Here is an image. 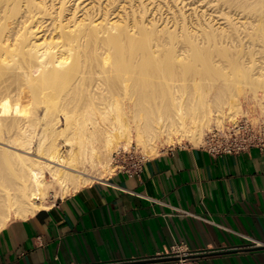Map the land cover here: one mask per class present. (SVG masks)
Returning a JSON list of instances; mask_svg holds the SVG:
<instances>
[{
  "label": "bare ground",
  "instance_id": "6f19581e",
  "mask_svg": "<svg viewBox=\"0 0 264 264\" xmlns=\"http://www.w3.org/2000/svg\"><path fill=\"white\" fill-rule=\"evenodd\" d=\"M86 1L0 0V230L113 174L115 155L136 150L149 158L163 147L197 144L206 131L240 116L264 120V68L254 74L239 66L234 80L183 84L173 69L151 63L159 47L176 49L182 39L199 47L223 44L230 35L236 57L251 54L246 50L257 37L264 46V0H230V14L241 17L224 11L230 33L218 36L209 24L210 31L201 29L199 18L190 31L179 3L171 9L183 20L180 33L160 32L150 22L147 28L140 18L133 19L136 31L128 17L96 20L97 0ZM79 2H86L81 17ZM179 51L172 55L180 58Z\"/></svg>",
  "mask_w": 264,
  "mask_h": 264
},
{
  "label": "crops",
  "instance_id": "0c3cea01",
  "mask_svg": "<svg viewBox=\"0 0 264 264\" xmlns=\"http://www.w3.org/2000/svg\"><path fill=\"white\" fill-rule=\"evenodd\" d=\"M264 151L213 157L175 146L137 175L117 170L0 230V264H264ZM160 259L159 261H150Z\"/></svg>",
  "mask_w": 264,
  "mask_h": 264
},
{
  "label": "rangeland",
  "instance_id": "374dc122",
  "mask_svg": "<svg viewBox=\"0 0 264 264\" xmlns=\"http://www.w3.org/2000/svg\"><path fill=\"white\" fill-rule=\"evenodd\" d=\"M88 1H90V0H88ZM88 1H86V2H88ZM201 1L200 0H97L96 5H95V12L93 14L94 15L93 18L97 20L98 17H104L105 16L108 20L114 21L115 19L124 20V18L128 17V20L131 23V27L133 26V19H139L140 18V20L144 24H148L147 28H152V26H150L148 23V22H150V23H153L154 27L157 30H159L160 32H162L161 31L162 29L163 30H165V29H167V30L176 29V31L178 32L179 29L183 28V22L181 24L182 19H180V17L175 16V14L173 13V10L171 9V6L173 4L179 3L178 6H179V8H181V10L184 11V14L186 16L184 21H186V23L188 22L187 27L190 26L189 27V28H191L190 31H192L193 28H195L197 26V24L201 22L200 25H202V27L198 24L201 29L204 27V29H207V31H208L209 28H207V27H210V26H211V28L213 27V29L218 28V30H216L217 31L216 34L218 33L217 36L220 35L219 31H222V30L228 31L230 33V27H229L230 23L228 21L230 19V17L228 19L227 15L229 14L228 16H232V19L234 17L235 21H239V18H238V20H236V19H237V17H241V15L234 16V15L230 14V0H222L223 4L221 2L219 3V1H221V0H219V1H217V0H205V2L203 0H201ZM57 2H58V0H55L54 3L56 4ZM85 3H81V4H80V2L78 3L79 6L77 7V11H76L77 17H81L80 16L82 13L81 9L85 6ZM224 5H226L225 6L226 8L223 7ZM224 11H226V13H228L226 15V17H225ZM220 12L221 13L224 12L223 15L225 18L221 16L222 14ZM133 13L136 15V17L131 18L130 15ZM198 18H199V22L196 21L197 22V24H196V22L194 20H196V19L198 20ZM221 18H223V19H221ZM192 22H193V24H192ZM194 23L196 25H194ZM203 24L204 25L209 24L210 26L209 25L203 26ZM191 26H193V27H191ZM201 29H198V30L200 31ZM132 31H136V28L132 27ZM48 32L49 31H46V33H48ZM180 32L181 31H179V33ZM159 34H161V33H159ZM196 36H197V34H196ZM201 37L203 39L205 36L203 35ZM201 37H199V41H200ZM257 38L254 41L256 44L258 42L260 43V38L259 37H257ZM197 39H198V36H197ZM227 40L224 39L223 41H225V42L223 44H217V45H215L213 42L203 44L202 46L199 44L200 45L199 46L200 48H199L198 46H196V44H193V43H189V45H188V42L182 39L183 44H182L181 40L177 41V42L181 43L182 45L178 44L176 49H175V46L173 49V45L172 46L168 45V47H166V46L159 47L158 48L159 50H156L157 48H154L157 53L154 52L155 51L154 49L149 50V52H154V55H152V56H156V59L155 58L152 59L151 63L154 62L155 64H157L159 61L158 64H160L161 67H167V69H173V71L175 73L179 74L178 77H180L182 79L181 82L186 80L183 82V84L184 83L190 84L191 79L199 80V79H205L206 78V79H208V83L210 82L213 84L223 82L224 80H229V81L231 79L234 80V79H236V75L233 73L235 71L234 69L235 68L237 69V67H239V66H241L242 68H246L249 71L251 69L250 72L254 73V74H256V72H258L259 70L264 68V48H263L264 46L261 47V45H262L261 43L260 44L258 43L257 46L253 47V49L248 48L246 50V51L250 50V52L252 50L253 52H251V54L249 52L248 53L245 52L244 55L242 54V56L239 55V57H236L234 55L236 49L230 48V35H229V38ZM184 41H185L186 45L184 44ZM201 41H203V40H201ZM201 41L199 43H201ZM190 44H191V46H190ZM209 44H210V47H209ZM193 45L195 46V48L193 47ZM204 45H206V46H204ZM203 46L205 48L208 47V49L205 50ZM218 46H220V47H218ZM196 47H198V48H196ZM214 47L217 48V50ZM168 48H170V51L168 50L169 53L167 51ZM213 49H215V50H213ZM176 50L177 51L181 50V51H179L181 53L180 58L179 57L177 58L176 56H174L175 55L174 51H176ZM194 50L200 51V56L203 55V58L207 56V59L204 58L205 59L204 61L201 60L202 57L200 59H197L196 56L199 55V52L197 53ZM203 50H205L206 52L204 51V53H203ZM232 50L234 51V53L232 52ZM158 51H160V53H161L160 55H162V57L158 54L159 53ZM163 51H165L167 54H165V52H163ZM220 51H221V53H219ZM102 52L106 53L107 51L104 49V50H102ZM192 52L193 53L195 52L194 53L195 56L191 55V54H193ZM170 53H171V58L169 55ZM225 53H227V55ZM157 54L161 58H163V56H166V55L167 56L165 58H163L162 60H159L161 58H159L157 56ZM172 54H174V55H172ZM187 54H188V56H190V55L191 56L187 57ZM196 54H198V55H196ZM208 55H209V57H208ZM229 55H230V58H227V56L229 57ZM193 56L195 57V61H193V58H194ZM200 56H198V57H200ZM172 57H174L175 60L177 59L176 62L174 59H172ZM163 60H165L166 63ZM160 61H162L164 64L161 63ZM206 61H207V64H206ZM138 62H139V60H138ZM167 62L169 64L171 63V65H168ZM239 63H241V64H239ZM250 66H251V68H250ZM254 67L256 68V71H255ZM258 67H261V69H259ZM107 69H108V72L113 75V68L108 67ZM207 69H208V71H207ZM209 69L211 71H209ZM210 72H211V74H210ZM213 72L215 73V75ZM212 75H213V77H212ZM213 78L215 79V81L216 80L217 81L215 82L213 80ZM253 78L255 79L256 76H253ZM209 79H210V81H209ZM153 81H155V80H153ZM156 82L157 81H155V83ZM205 82H207V81H205ZM242 118H245L248 122H250L253 125L264 124L263 119L258 121L259 123H254L250 119H248L247 117H243V116L242 117L240 116L238 121L241 120ZM206 132H208V131H206ZM205 133H204V135H205ZM202 139H203V137H202ZM190 143L191 142H189V141H184L183 144H181V145L176 144V145L171 146V147H163L161 152L166 150V149L175 147V146H182V145L200 146L202 143V140L199 142H196L197 144H195V143L190 144ZM140 153L141 152H139V151L132 150V152H130V153L115 155V160L113 161V164L115 166V171L122 168V166H126L130 162L129 159L131 156H133V155H135V156L142 155L143 156V154L142 153L140 154ZM146 158H148V157H146ZM58 200H59L58 198L55 199L52 204H54Z\"/></svg>",
  "mask_w": 264,
  "mask_h": 264
},
{
  "label": "built area",
  "instance_id": "2783aa9c",
  "mask_svg": "<svg viewBox=\"0 0 264 264\" xmlns=\"http://www.w3.org/2000/svg\"><path fill=\"white\" fill-rule=\"evenodd\" d=\"M200 147L213 157L238 155L253 149L264 151V124L253 125L242 118L235 124H227L222 129H212L206 132ZM145 159L142 155H133L129 159L130 162L119 170L125 171L130 176L137 175L141 171ZM244 237L248 241L246 248L264 245L249 236ZM205 253H207L205 250H189L180 243L174 245L161 258L173 259L177 264H200L198 258Z\"/></svg>",
  "mask_w": 264,
  "mask_h": 264
},
{
  "label": "water",
  "instance_id": "95a60500",
  "mask_svg": "<svg viewBox=\"0 0 264 264\" xmlns=\"http://www.w3.org/2000/svg\"><path fill=\"white\" fill-rule=\"evenodd\" d=\"M160 259H156V260H150V261H159Z\"/></svg>",
  "mask_w": 264,
  "mask_h": 264
}]
</instances>
